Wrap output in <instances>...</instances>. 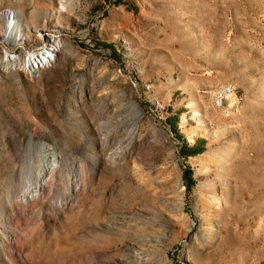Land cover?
I'll return each instance as SVG.
<instances>
[{"label":"rangeland","instance_id":"obj_1","mask_svg":"<svg viewBox=\"0 0 264 264\" xmlns=\"http://www.w3.org/2000/svg\"><path fill=\"white\" fill-rule=\"evenodd\" d=\"M0 264H264V0H0Z\"/></svg>","mask_w":264,"mask_h":264},{"label":"bare ground","instance_id":"obj_2","mask_svg":"<svg viewBox=\"0 0 264 264\" xmlns=\"http://www.w3.org/2000/svg\"><path fill=\"white\" fill-rule=\"evenodd\" d=\"M13 26V25H12ZM13 29V28H12ZM12 31V30H11ZM8 32L7 33V36L9 37L10 35H12L13 31L12 32ZM61 44L60 43H57L55 44L54 46H52L51 48L47 49L46 52H43V53H40V54H33L26 62V66L28 67V65L31 63L32 60H35L36 58H39L40 59V63L43 65V67H49L50 66V62L52 61H55L56 59V53L60 52L61 51ZM9 57V56H8ZM134 108L136 107V109L138 110V114H139V119H141L143 116H144V113L142 111V109L140 108V106L136 103L133 105ZM136 125H138V121H136ZM55 160H56V157H55ZM30 170H32V166H30ZM38 192V188L37 187H34L32 184H30L29 188H28V191L26 193V196L25 197H33L34 196V193H37Z\"/></svg>","mask_w":264,"mask_h":264},{"label":"trees","instance_id":"obj_3","mask_svg":"<svg viewBox=\"0 0 264 264\" xmlns=\"http://www.w3.org/2000/svg\"><path fill=\"white\" fill-rule=\"evenodd\" d=\"M184 148V150H185V153L187 154V155H189V156H193V155H196L197 153H198V147H195V148H189L188 146H184L183 147ZM187 151V152H186ZM192 174H193V172L192 171H189V176H188V179L189 180H192ZM194 185V182L193 183H191V186H193Z\"/></svg>","mask_w":264,"mask_h":264},{"label":"water","instance_id":"obj_4","mask_svg":"<svg viewBox=\"0 0 264 264\" xmlns=\"http://www.w3.org/2000/svg\"><path fill=\"white\" fill-rule=\"evenodd\" d=\"M45 146V144H43V146L42 147H44Z\"/></svg>","mask_w":264,"mask_h":264}]
</instances>
